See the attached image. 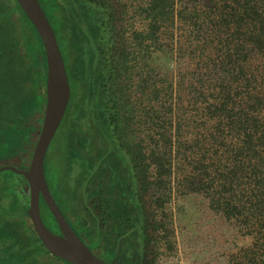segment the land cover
Returning a JSON list of instances; mask_svg holds the SVG:
<instances>
[{
	"label": "trees",
	"instance_id": "1",
	"mask_svg": "<svg viewBox=\"0 0 264 264\" xmlns=\"http://www.w3.org/2000/svg\"><path fill=\"white\" fill-rule=\"evenodd\" d=\"M1 1L0 129L19 128L24 133L28 124L16 110L23 111L33 99L27 86L31 78L22 54L25 48L17 47L14 25L23 31L25 24L27 35L21 34L26 47L32 38L36 40L34 60L42 67L44 85L46 52L18 1ZM39 1L59 45L64 43L62 54L70 47L79 49L86 70L101 55L89 23H99L97 36L110 42L109 75L103 84L109 125L130 144L127 151L140 189L148 197L150 215L157 210L162 226L169 221L162 209L174 194H203L216 214L250 239L230 253L228 264H264V0ZM163 54L172 66L156 64ZM43 99L45 105V93ZM71 106L72 96L48 148L44 170L63 213L92 249L57 197L68 125L76 117ZM83 134L86 142L93 138L90 129ZM95 173H79L93 190L97 189L89 183ZM116 184L120 181L109 182L102 194L101 208L111 219L118 214L112 202ZM41 215L49 228L60 232L42 196ZM114 228L121 229V222ZM160 228L155 225L156 232Z\"/></svg>",
	"mask_w": 264,
	"mask_h": 264
},
{
	"label": "rangeland",
	"instance_id": "2",
	"mask_svg": "<svg viewBox=\"0 0 264 264\" xmlns=\"http://www.w3.org/2000/svg\"><path fill=\"white\" fill-rule=\"evenodd\" d=\"M53 1L46 0L47 3ZM1 2L7 4L4 0ZM14 26L17 29V47L25 48L22 54L29 65L31 79L27 81V86L32 92L33 103H26L23 111L16 110V114L21 113L28 124L24 133L17 131L19 128L0 129V167L11 164L28 169L44 122L47 79L44 85L42 67L36 61V40L32 38V44L26 47L21 34L27 35L25 24L23 31L19 30L20 25ZM100 27L99 23H89L88 26V30L95 33L101 52L92 68L86 70V63H81L79 49L62 48L71 86V112L76 117L68 125L65 168L57 194L59 201L79 233L93 246L92 250L112 264H228L230 253L250 239L242 235L236 225L216 214L203 194H174L162 209L169 214L168 223L163 222L162 226V219L156 217L157 210L154 216L150 215L146 204L148 197L140 189L127 151L130 144L119 139L109 125L108 100L103 84L109 75L108 64L113 50L108 51L110 42L97 36ZM59 35H62L60 31ZM61 43L64 47L63 41ZM34 61L37 62L35 66ZM170 61L165 54L155 59L161 67L172 66ZM88 129L93 138L86 142L83 132ZM61 144V141L57 142V146ZM56 147L52 152L56 151ZM87 170H96L89 185L97 190L84 185L85 175L79 176ZM117 180L120 184L114 185L117 189L112 202L118 214L111 219L101 208L102 194L105 195L109 182L115 184ZM30 201V185L26 177L9 169L0 171V225L4 220H11L7 226L19 227L21 243L20 246L13 231L9 232L11 229L2 231L3 244L14 248L11 253H6V264H68L51 252L45 254L46 247L41 239L39 241L28 214ZM21 212L25 213V217L21 216ZM119 222L122 228L114 230V225L119 226ZM156 224L160 225V231L156 232ZM120 237H123L122 242ZM43 251L45 253L41 254Z\"/></svg>",
	"mask_w": 264,
	"mask_h": 264
},
{
	"label": "water",
	"instance_id": "3",
	"mask_svg": "<svg viewBox=\"0 0 264 264\" xmlns=\"http://www.w3.org/2000/svg\"><path fill=\"white\" fill-rule=\"evenodd\" d=\"M38 30L47 58V104L44 122L28 169L8 164L9 169L24 175L30 185L31 201L28 214L44 246L57 257L73 264H112L98 256L75 231L50 190L44 163L48 148L66 114L71 86L64 57L50 19L39 0H17ZM41 196L59 225L60 233L47 226L41 215Z\"/></svg>",
	"mask_w": 264,
	"mask_h": 264
},
{
	"label": "crops",
	"instance_id": "4",
	"mask_svg": "<svg viewBox=\"0 0 264 264\" xmlns=\"http://www.w3.org/2000/svg\"><path fill=\"white\" fill-rule=\"evenodd\" d=\"M17 199V198H16ZM17 203H18V200H17ZM23 209V208H22ZM19 212V211H18ZM10 213H12V212H10ZM21 216H23V217H25V213H23V212H21ZM12 221L11 220H4L3 221V223L0 225V264L1 263H3V264H6V260H7V257H6V253L7 252H10V250L11 249H14V248H12L11 246H9V245H7V244H3V237H2V231H5L6 229H11V230H9V232H12L13 231V233H14V235H15V238H18V240H19V234H20V232H19V227H8L7 226V224L8 223H11ZM14 222H16V221H14ZM29 232V231H28ZM26 233H27V231H26ZM12 238L14 237V236H11ZM30 237V236H29ZM30 243V242H29ZM19 244H20V246H21V243H20V240H19ZM41 250H43V248H40ZM45 251V250H44ZM42 252L41 254H44L45 252ZM47 251V250H46ZM11 253V252H10ZM48 253H50V252H48L47 251V253H45V254H48Z\"/></svg>",
	"mask_w": 264,
	"mask_h": 264
}]
</instances>
